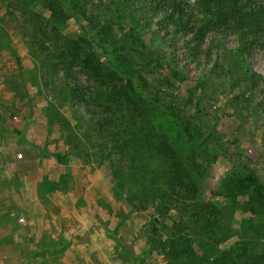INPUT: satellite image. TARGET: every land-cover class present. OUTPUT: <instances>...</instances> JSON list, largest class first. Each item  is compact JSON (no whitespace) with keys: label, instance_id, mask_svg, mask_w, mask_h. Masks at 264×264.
Returning <instances> with one entry per match:
<instances>
[{"label":"trees","instance_id":"trees-1","mask_svg":"<svg viewBox=\"0 0 264 264\" xmlns=\"http://www.w3.org/2000/svg\"><path fill=\"white\" fill-rule=\"evenodd\" d=\"M37 1L50 18L39 26L40 37L32 29L27 42L43 48L39 52L48 65L40 61L46 70L42 80L50 77V69L63 70L60 89L83 125L71 126L53 105L50 119L74 148L97 143L105 158L113 153L124 158L111 172L114 190L131 209L143 211L150 204L160 214L178 217L170 219L164 235L149 224L139 264L155 252L165 264H264V183L256 171L240 156L229 155L230 168L209 198L199 199L210 154L224 149L205 101L222 95L241 119L250 117L252 98L260 96L257 109L264 114V80L248 63L252 50L264 47V0H197L198 19L184 0ZM66 18L76 24L74 39L63 34ZM209 33L233 35L237 44L227 49L214 40L222 47L212 53L204 45ZM11 53L21 73L20 59ZM178 56L197 63L199 70L185 99L177 88L186 79ZM75 68L87 84L71 79ZM132 134L142 138V147L134 137L129 140ZM50 156L58 163L67 159ZM236 212L257 221H240L241 230L232 233ZM63 245L46 246L42 253Z\"/></svg>","mask_w":264,"mask_h":264},{"label":"rangeland","instance_id":"rangeland-1","mask_svg":"<svg viewBox=\"0 0 264 264\" xmlns=\"http://www.w3.org/2000/svg\"><path fill=\"white\" fill-rule=\"evenodd\" d=\"M184 1L193 7V17H202L195 6L197 0ZM49 18L37 0H0V182L6 191V197L0 200V224L7 225L2 232L4 245L0 243V264H139L149 224L154 223L164 235L170 219L178 217L174 212L160 214L150 204L143 211L131 209L125 196L114 190L115 177L111 172V166L124 158L115 153L105 158L97 143L74 148L58 123L50 119L49 106L53 105L71 126L83 121L60 89L64 85L63 70L48 67L50 77L42 80L40 74L46 70L40 61L48 65L43 60L45 54L39 52L43 48L27 42L32 29L40 37L39 26L43 27ZM28 19L31 24L26 26ZM61 26L63 34L75 38L77 27L71 18H66ZM219 39L227 49H234L237 44L233 35L209 33L204 45H210L212 53H219L222 46L214 42ZM11 51L20 59L21 73ZM177 61L186 76L177 84L178 94L185 99L195 87L199 70L197 63L181 61L180 56ZM248 63L264 80V47L253 49ZM71 74V79L87 84L86 76L78 69ZM259 97L252 98L250 117L241 119L234 111L235 105L224 96L216 102L205 101L207 111L215 114L210 125L220 135L224 149L210 154L200 200L209 198L230 168L229 155L240 156L264 183V114L257 109ZM87 135L97 137L95 132ZM133 135L127 137L130 141L134 137L136 147H142V138ZM51 153L67 159L58 163ZM240 221L252 224L257 219L247 213H234L232 233L241 230ZM236 239L231 238L222 248ZM62 242L63 247L42 253L46 246ZM145 257L143 264H165L156 252Z\"/></svg>","mask_w":264,"mask_h":264},{"label":"crops","instance_id":"crops-1","mask_svg":"<svg viewBox=\"0 0 264 264\" xmlns=\"http://www.w3.org/2000/svg\"><path fill=\"white\" fill-rule=\"evenodd\" d=\"M5 197H6V191L2 188V184L0 182V200L4 199ZM2 210H3V208L0 207V217L3 215ZM3 230H7V225L3 226L0 224V243H1V245H4V244H2V241L4 239V237L2 235Z\"/></svg>","mask_w":264,"mask_h":264},{"label":"water","instance_id":"water-1","mask_svg":"<svg viewBox=\"0 0 264 264\" xmlns=\"http://www.w3.org/2000/svg\"><path fill=\"white\" fill-rule=\"evenodd\" d=\"M153 221H154V222H156V220H155V219H153Z\"/></svg>","mask_w":264,"mask_h":264}]
</instances>
